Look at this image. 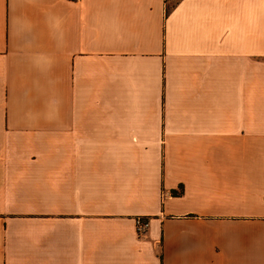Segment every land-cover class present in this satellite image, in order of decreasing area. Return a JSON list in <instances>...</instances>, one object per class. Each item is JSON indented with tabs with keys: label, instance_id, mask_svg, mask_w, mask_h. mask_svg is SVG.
Segmentation results:
<instances>
[{
	"label": "crops",
	"instance_id": "obj_1",
	"mask_svg": "<svg viewBox=\"0 0 264 264\" xmlns=\"http://www.w3.org/2000/svg\"><path fill=\"white\" fill-rule=\"evenodd\" d=\"M167 4L0 0V264H264V0Z\"/></svg>",
	"mask_w": 264,
	"mask_h": 264
},
{
	"label": "built area",
	"instance_id": "obj_2",
	"mask_svg": "<svg viewBox=\"0 0 264 264\" xmlns=\"http://www.w3.org/2000/svg\"><path fill=\"white\" fill-rule=\"evenodd\" d=\"M136 223H137V228L141 231L145 230V228L148 225L147 219H144L142 217H137L136 218Z\"/></svg>",
	"mask_w": 264,
	"mask_h": 264
},
{
	"label": "trees",
	"instance_id": "obj_3",
	"mask_svg": "<svg viewBox=\"0 0 264 264\" xmlns=\"http://www.w3.org/2000/svg\"><path fill=\"white\" fill-rule=\"evenodd\" d=\"M171 1L168 0L167 9H166L167 13L174 7V5L176 3V0H174L173 3H170Z\"/></svg>",
	"mask_w": 264,
	"mask_h": 264
},
{
	"label": "rangeland",
	"instance_id": "obj_4",
	"mask_svg": "<svg viewBox=\"0 0 264 264\" xmlns=\"http://www.w3.org/2000/svg\"><path fill=\"white\" fill-rule=\"evenodd\" d=\"M169 1H171V0H169ZM173 1H174V0H172L170 3H173Z\"/></svg>",
	"mask_w": 264,
	"mask_h": 264
}]
</instances>
